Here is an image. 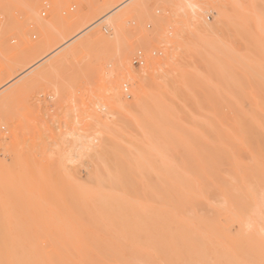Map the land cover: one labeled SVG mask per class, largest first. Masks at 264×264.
<instances>
[{
	"label": "rangeland",
	"instance_id": "obj_1",
	"mask_svg": "<svg viewBox=\"0 0 264 264\" xmlns=\"http://www.w3.org/2000/svg\"><path fill=\"white\" fill-rule=\"evenodd\" d=\"M123 1L0 0V264H264V0Z\"/></svg>",
	"mask_w": 264,
	"mask_h": 264
},
{
	"label": "bare ground",
	"instance_id": "obj_2",
	"mask_svg": "<svg viewBox=\"0 0 264 264\" xmlns=\"http://www.w3.org/2000/svg\"><path fill=\"white\" fill-rule=\"evenodd\" d=\"M123 2H124V1L122 0V2H120V3H123ZM32 49L37 51V50H38V47H37V46H33ZM238 54H239V53H238ZM239 56H240V55H239ZM35 59H37V58H35ZM34 61H35V60H34ZM34 61H33V62H34ZM34 63H35V62H34ZM224 128H225V127H224ZM229 151H231V150H229ZM225 152H226V151H225ZM158 154H159V153H158ZM161 154H162V153H161ZM163 155H164V154H163ZM160 156H161V155H160ZM166 156H167V155H166ZM166 156H165V157H166ZM162 157H163V156H162ZM111 158H112V157H111ZM113 159H114V158H113ZM121 159H123V158H121ZM159 159H160V158H159ZM166 159H168V158H166ZM233 159H234V158H233ZM131 162H132V160H131ZM156 162H157V161H156ZM130 165H132V163H131ZM156 166H157V165H156ZM230 166H231V165H230ZM129 167H130V166H129ZM237 167H238V166H237ZM239 167H240V166H239ZM130 168H131V167H130ZM134 168H135V167H134ZM141 168H142V167H141ZM146 168H147V167H146ZM122 169H123V168H122ZM210 170H211V169H210ZM207 172L210 173V171H207ZM211 173H212V171H211ZM131 176H132V175H131ZM192 176H193V175H192ZM131 178H132V177H131ZM214 178H215V177H214ZM102 182H103V181H102ZM106 182H107V181H106ZM194 183H195V182H194ZM196 185H197V183H196ZM84 195H85V194H84ZM206 195H207V194H206ZM200 198H201V197H200ZM91 199H92V198H91ZM129 199H130V198H129ZM133 201H135V200H133ZM160 206H161V205H160ZM162 206H163V205H162ZM216 207H217V206H216ZM223 210H224V209H223ZM187 215H188V214H187ZM66 222H67V221H66ZM237 228H238V227H237ZM233 230H234V229H233ZM233 230H232V231H233ZM238 230H239V229H238ZM66 234H67V233H66ZM259 235H260V234H259ZM62 247H63V246H62ZM72 248H73V247H72ZM75 250H76V249H75ZM106 256L108 257V255H106Z\"/></svg>",
	"mask_w": 264,
	"mask_h": 264
}]
</instances>
